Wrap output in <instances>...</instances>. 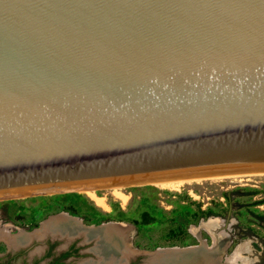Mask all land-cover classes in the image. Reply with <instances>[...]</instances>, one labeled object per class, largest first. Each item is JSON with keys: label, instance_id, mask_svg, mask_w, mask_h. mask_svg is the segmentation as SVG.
<instances>
[{"label": "water", "instance_id": "95a60500", "mask_svg": "<svg viewBox=\"0 0 264 264\" xmlns=\"http://www.w3.org/2000/svg\"><path fill=\"white\" fill-rule=\"evenodd\" d=\"M236 177L264 178V0H0V200ZM71 218L48 236L90 252L116 224Z\"/></svg>", "mask_w": 264, "mask_h": 264}, {"label": "rangeland", "instance_id": "374dc122", "mask_svg": "<svg viewBox=\"0 0 264 264\" xmlns=\"http://www.w3.org/2000/svg\"><path fill=\"white\" fill-rule=\"evenodd\" d=\"M119 192L126 201L118 199L112 190L96 191L104 208L83 192L0 200V260L8 257L14 258L12 264H22V259L24 264L35 260L48 264L47 259L39 257L51 242H57V254L69 244L46 236L33 237L31 242L14 247L10 237L21 232L32 234L41 222L65 213L81 219L86 226L102 223L127 226V234H122L125 252L134 255H129L122 264H147L154 256L166 255L163 250L193 246L201 247L194 264H234L228 262L229 257L247 240L252 242L254 264H264V178L191 181L178 188L134 186ZM94 213L108 217L109 221L94 217ZM80 243L77 240L80 249L67 264H93L99 260L88 251L91 246ZM114 256L112 251L107 253L105 264L116 262ZM190 260L178 258L173 264H189Z\"/></svg>", "mask_w": 264, "mask_h": 264}, {"label": "bare ground", "instance_id": "6f19581e", "mask_svg": "<svg viewBox=\"0 0 264 264\" xmlns=\"http://www.w3.org/2000/svg\"><path fill=\"white\" fill-rule=\"evenodd\" d=\"M184 183H188V182L157 184L156 186L165 187V188L166 187L167 188H178ZM123 188H127V187H123ZM123 188H112L109 190H112L113 194L118 199L126 201V197L123 196L119 192V190H121ZM96 191H98V190H89V191H82V192L85 193L99 207L105 206V204L102 201V198L100 199L99 197H97ZM124 204H125V202H124ZM65 215H63L62 217L50 219L49 221H47L48 223H46V225H44V226L42 225L41 229L35 230L32 234H27L25 232H21L20 235H18L16 237H10L11 238L10 239L11 244L13 246L15 245L17 247V246L22 245L24 243H28V241L31 240L33 237L42 239L48 235L56 236L58 234L61 236H64L67 240H69L77 231V227L74 223L71 222V221H73V219L71 217H68ZM128 230H129V228L127 226L123 225L122 223H116L112 227H109V228H106V229H103L102 231H100L99 234L97 235V238H96V240H97L96 247H95V249L92 250V253L95 254L96 258L97 259L99 258V260L96 262L94 260H91L92 262H95L93 264H105L106 263V254L110 253V251H112L115 254V256L113 258H114V261H116V262H114L113 264H122L124 262V259L129 257V256H127L125 249H124L125 248L124 246H126V243L124 242L123 235H122V234H127ZM77 233H78V231H77ZM29 242H31V241H29ZM251 244H252V242L249 240L243 241L241 243V245L238 247V249L235 251V253L233 255H231V257H229L230 260H228V262L229 263L233 262L234 264L236 262H238L239 264H254L255 260H254V258H252L253 251H252V245ZM172 249H168V250H170L171 252H176V253L170 254V255H159V256H163V257L154 258V259L150 260L149 263H147V264H173V261L178 259V258L180 260H190V258H192L188 263L194 264L193 259H195L194 258L195 256H192V255H189V257L188 256H182L179 254V252L183 251L182 249H179L177 247L172 248ZM195 249L199 250V249H201V247L197 248L196 246L195 247L193 246V247H189L187 250L191 251V250H195ZM170 251H168V252H170ZM167 254H169V253H167ZM195 260H197V259H195ZM177 263L180 264L179 262H177ZM90 264H92V263H90Z\"/></svg>", "mask_w": 264, "mask_h": 264}, {"label": "flooded vegetation", "instance_id": "af4514ba", "mask_svg": "<svg viewBox=\"0 0 264 264\" xmlns=\"http://www.w3.org/2000/svg\"><path fill=\"white\" fill-rule=\"evenodd\" d=\"M56 243L51 242L49 244V246L47 247V249L43 252V256L39 257V258L47 259L48 264H67L68 261L76 253H78V250L80 249V245H78L77 241H75V242L70 243L69 247L66 250H64L61 254H57L55 252L56 251L55 250ZM14 247H16V246L14 245ZM0 261H3V264H12V262L14 261V258L9 259L8 257H6V258H2ZM4 261H5V263H4ZM24 263H25V261H24V259H22V264H24ZM39 263H38V260H35L32 264H39Z\"/></svg>", "mask_w": 264, "mask_h": 264}, {"label": "trees", "instance_id": "16d2710c", "mask_svg": "<svg viewBox=\"0 0 264 264\" xmlns=\"http://www.w3.org/2000/svg\"><path fill=\"white\" fill-rule=\"evenodd\" d=\"M72 195L78 197L77 194H72ZM94 217L100 218V219H102L103 221H104V220H105V221H109V218H108V217H102L100 214H97V213H94Z\"/></svg>", "mask_w": 264, "mask_h": 264}]
</instances>
